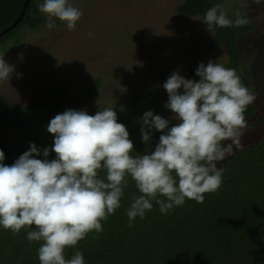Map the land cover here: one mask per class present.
I'll use <instances>...</instances> for the list:
<instances>
[{
    "label": "clouds",
    "instance_id": "9594fccd",
    "mask_svg": "<svg viewBox=\"0 0 264 264\" xmlns=\"http://www.w3.org/2000/svg\"><path fill=\"white\" fill-rule=\"evenodd\" d=\"M251 2L258 5L264 0ZM38 8L48 29L58 18L74 30L83 16L69 0H44ZM234 15L235 20L229 19L223 6L216 5L202 20L211 34L213 26L249 23L239 11ZM218 46L224 50L219 42ZM14 71L15 66L0 57V82L10 80ZM196 75L198 81L175 71L163 83L171 119L151 110L139 118L146 144H151L152 130L163 133L150 153L133 155L134 143L114 107L95 115L71 108L57 114L47 126L54 144L41 150L31 142L11 165L3 163L6 157L0 149V227L13 234L23 229L29 242L42 241L40 264H85L81 251L66 259L65 250L75 248L90 232H103L102 221L121 207L127 177L142 193L132 197L129 224L138 216L145 218L152 201L163 214L183 205L186 198L203 203L205 193L222 185L223 170L217 163L232 154L233 145L243 148L244 113L256 94L242 83L236 69L211 60L201 62ZM172 119L178 123L171 125ZM53 151L56 158L50 160ZM41 154L44 159L37 158Z\"/></svg>",
    "mask_w": 264,
    "mask_h": 264
},
{
    "label": "trees",
    "instance_id": "16d2710c",
    "mask_svg": "<svg viewBox=\"0 0 264 264\" xmlns=\"http://www.w3.org/2000/svg\"><path fill=\"white\" fill-rule=\"evenodd\" d=\"M25 2L0 0V32L17 20ZM36 3L41 2L32 0L23 20L1 37L0 42L10 38L18 29L22 38L26 33L23 27L28 26L33 32L31 14ZM213 6L216 4L211 0H185L178 12L188 17L204 18ZM40 17L42 22L38 26H43L46 16L40 13ZM247 19L249 23L240 27L213 26L216 32L212 37V49L218 47V42L226 47L230 60L224 66L236 69L242 83L256 94V100L244 113L247 128L241 137L243 148L233 145L232 154L217 163V167L223 170L220 189L205 193L203 203L186 198L183 205L174 207L167 214L161 213L159 205L152 201L153 209L145 218L138 216L129 224L127 210L132 197L142 193L136 188L135 181L127 177L128 186L124 189L121 207L106 222L102 221L103 232H90L75 248H67L66 259H71L79 250L85 264H264V69L259 77L254 71L253 79L241 72L245 63V37L260 29ZM261 22L260 27L264 30V20ZM263 37L264 32L260 33V43ZM261 49L264 50V46L257 51ZM196 69L190 71V79L197 76ZM106 89L99 80L94 86L80 90L46 84L38 86L22 108L0 105V149L6 157L3 163L13 164L29 149L31 142L41 150L51 147L54 136L48 132L47 126L52 118L69 108L95 115L100 109L114 107L118 122L126 125L134 143L136 152L133 155L154 151L163 133L152 130L151 144L143 142L139 119L143 114L135 116L125 95L119 97V92L111 90L108 93ZM97 101L101 106L96 104ZM123 101L127 105L125 114L120 109ZM10 136L19 140H4ZM37 158L44 159L42 154ZM47 158L55 159L56 153L51 152ZM100 175L106 180L105 173ZM41 243L29 242L23 229L19 234H13L0 227V264H40L38 248Z\"/></svg>",
    "mask_w": 264,
    "mask_h": 264
},
{
    "label": "rangeland",
    "instance_id": "374dc122",
    "mask_svg": "<svg viewBox=\"0 0 264 264\" xmlns=\"http://www.w3.org/2000/svg\"><path fill=\"white\" fill-rule=\"evenodd\" d=\"M184 1L69 0L83 12L74 30L58 18H54L56 26L52 29L45 23L38 26L41 12L34 4L33 32L28 26L23 27L26 33L22 38L18 29L0 42V57L15 66L11 79L0 82V105L22 108L40 85L60 84L80 90L99 80L108 93L112 90L119 92V97L125 95L135 116L151 110L171 119L173 114L165 107L168 93L162 86L168 77L179 71L190 79L189 73L201 62L207 64L211 60L226 65L230 60L224 45V50L219 46L212 49L216 29L211 34L201 16L179 14ZM211 1L222 5L230 19L235 20L234 13L239 11L260 28L246 35L245 63L240 68L245 77L253 79L255 72L259 77L264 69V50L257 51L264 46V37L260 43L264 2L257 5L251 0ZM192 79L198 81L200 77ZM121 103L125 114L127 105ZM96 104L101 106L99 101ZM171 123L178 121L172 119ZM4 140L19 139L10 136Z\"/></svg>",
    "mask_w": 264,
    "mask_h": 264
},
{
    "label": "water",
    "instance_id": "95a60500",
    "mask_svg": "<svg viewBox=\"0 0 264 264\" xmlns=\"http://www.w3.org/2000/svg\"><path fill=\"white\" fill-rule=\"evenodd\" d=\"M31 1L32 0H26L20 16L17 18V20L12 25H10L8 28H6L2 32H0V38L3 37L5 34L11 32L13 29H15L17 27V25L23 20Z\"/></svg>",
    "mask_w": 264,
    "mask_h": 264
}]
</instances>
